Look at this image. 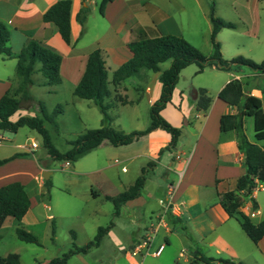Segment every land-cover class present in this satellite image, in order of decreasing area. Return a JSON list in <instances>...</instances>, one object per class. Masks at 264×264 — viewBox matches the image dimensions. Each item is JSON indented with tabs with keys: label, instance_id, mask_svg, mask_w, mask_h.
Returning a JSON list of instances; mask_svg holds the SVG:
<instances>
[{
	"label": "crops",
	"instance_id": "0c3cea01",
	"mask_svg": "<svg viewBox=\"0 0 264 264\" xmlns=\"http://www.w3.org/2000/svg\"><path fill=\"white\" fill-rule=\"evenodd\" d=\"M57 1L59 0H0V21L11 32L9 45L14 53L11 58L4 59L2 56L0 58L3 61H14L16 72L17 56L30 40L35 39L61 54L60 84L69 81L75 90L83 77L90 53L100 49L108 70L109 98L113 97L117 104L136 106L146 96L150 114L152 103L161 93V87L156 91V83L160 82V73L151 74L153 71L143 70L140 76H132L142 82V84L138 81L133 83L139 86L134 89L140 91L132 99L123 94L128 90L126 81L128 79L131 81L132 77L127 78L118 86L111 82L114 71L133 56L129 48L130 42L138 39L144 31L163 35L173 34L184 37L200 48L206 56H210L213 52L210 42L212 2L214 10L217 8L213 0H87L86 2L72 0L70 44L62 39L53 22L44 21L45 12ZM86 4L90 6L91 11L84 24L85 31L82 33L83 25L78 21V14ZM222 8L224 15L220 17L236 24L235 28H223L218 33L217 38L222 46L223 57L232 59L237 54H242L261 62L264 58V44L260 40L259 32L264 26V0H228ZM199 23H205V29L201 32L200 43L196 44L190 39L189 34L195 33ZM225 29L239 30L241 33H233V40L227 41L224 37ZM190 67L192 66L189 65L183 69L180 76L187 71V78L191 80L194 89L192 95L188 96L184 87L178 88V81L171 101L161 111V115L166 120L182 129L181 137L175 147L167 148L172 136L167 131L158 128L128 145L113 146L108 141H104L96 148L103 149L102 153L93 157L86 171H83L79 165L69 168L72 162L63 161V168H68L66 179L70 183H77V179H81L83 175L87 177L91 173L101 174L99 177L96 176L94 179L96 181L87 178L88 184L85 192L90 194V198L96 200L116 196L103 195L96 187V183L100 184L105 179L114 185L112 173L108 171L113 166L111 162L114 157L117 163L123 164L124 176L119 178V193L128 189L141 175L143 168L153 163L140 195L122 205L117 215L114 207L113 214L116 221L113 226L102 238L98 247L83 255H89L106 242L108 248H113L112 253L124 252L133 264H146L149 259H158V263H161L160 259L163 257L168 259L169 264H189L195 258L197 248L202 250L203 245L215 248V253L219 256H208L203 253L214 259L212 264H231L218 260L222 258L223 253L233 259L240 256L238 248L239 241L242 240V233L239 230L241 226L225 211L220 202L219 193L235 189L237 179L246 173L244 152L239 146L235 130L228 132L221 130V117L225 114H235L238 109L220 99L219 93L229 81L238 79L243 83L244 92L247 95L260 97L264 107V73L253 71L247 66L223 70L212 65L207 66L201 72L196 64L193 68ZM33 78L37 82L33 86H48L39 85V82H44L42 74L36 76L35 73ZM0 85H2L0 98L14 87V84L5 81H0ZM200 88H205L211 96V104L206 110L201 109L197 103ZM118 95H121L126 103L120 102ZM14 115L11 120L16 121L21 115H37V113L21 114L17 119L13 118ZM250 120L251 118H245L244 128L248 139L255 142V130L254 139L248 133L247 124ZM150 121L149 116L146 127ZM253 124L255 126V121ZM133 128L123 130L130 132L145 129ZM17 135L18 133H15L13 138H6L0 133V146L7 145L12 148L9 155L0 157V159H8L19 154L15 159L0 166V187L15 181L21 182L28 191L31 206L22 220L8 217L0 229V237L9 232L16 233L18 227L36 233L33 229L36 225L42 223L44 218L51 219L54 216L53 213H48L40 219L39 205L50 209V206L43 200L45 195H49V190L43 189L45 181L40 183L36 180L37 176L32 169L33 160L27 158L29 154L34 156L36 149L31 150L30 145L18 142ZM5 141L7 144H3ZM261 144L264 145V142ZM45 155V157L49 156L48 153ZM101 155L105 156V161L99 160ZM131 169L133 173L129 175ZM44 172H49L46 167L41 169V173ZM162 172L166 175L164 179L160 176ZM170 188L173 190L172 195H170ZM261 190L264 191L263 183L258 184L257 189L241 207L252 220L255 217L259 218L258 221H254L255 223H259L264 218V202L259 201ZM169 201L179 205L182 209L180 215H174L178 223L170 218L172 213L166 207ZM254 202H256V207ZM160 218L169 224L170 230L160 227L149 244L148 253L143 249L137 255H133V250ZM123 221L138 225V229L129 232L127 226L122 224ZM119 228L120 233L117 232ZM72 231L75 233L71 230V234ZM161 244L166 245L165 249L161 255L155 256L153 252ZM174 244L176 246L171 249ZM257 246L264 253V237L257 243ZM9 253L8 251L0 252L3 256ZM78 255L82 254L78 253L73 256ZM136 256L142 258L141 262L137 261ZM181 258H184L183 263L180 262ZM155 262L149 260L148 263L156 264ZM200 264L207 263L201 261Z\"/></svg>",
	"mask_w": 264,
	"mask_h": 264
},
{
	"label": "trees",
	"instance_id": "16d2710c",
	"mask_svg": "<svg viewBox=\"0 0 264 264\" xmlns=\"http://www.w3.org/2000/svg\"><path fill=\"white\" fill-rule=\"evenodd\" d=\"M87 1V0H83ZM71 5L72 0H59L52 5L44 14L45 22H53L62 37L67 43H71ZM91 8L84 5L78 14V21L83 25L89 16ZM210 20L212 31L210 42L213 52L206 56L200 49L192 45L184 37L173 34L148 33L144 31L140 37L129 43L133 56L114 71L112 83L120 85L127 78L140 76L143 70L160 73L161 93L150 107V124L143 130L130 132L117 129L112 126L113 117L109 110L111 104L106 102L110 96L108 70L102 50L96 49L90 53L86 69L82 79L76 86L74 94L82 99L93 100L102 113V125L99 128L89 129L84 134L71 141V148L67 151H60L52 142L46 122H53L57 110L48 114L44 104L40 103L41 114L21 115L16 121L11 117L20 107V99L33 100L30 92L31 86L37 82L33 78L36 72L44 77V82L39 85L54 86L61 83L62 56L42 42L32 39L17 56V75L20 79L18 87L12 91L8 90L0 98V130L17 133L22 127H29L36 130L43 137V146L53 160L75 162L92 150L99 147L104 141L113 146L128 145L140 137L152 132L155 129H163L171 134L172 139L168 149L176 146L182 134V129L173 126L162 115L161 111L172 99L174 89L180 79L183 69L189 65L196 64L199 72L207 66L215 65L219 69L231 70L234 67L247 66L253 71L264 73V60L261 62L244 57L236 56L232 59H225L222 54V46L217 36L223 28H235L236 24L215 15L214 5H211ZM11 32L8 27L0 21V56L4 59L14 56L9 42ZM170 62V66L162 69L161 65ZM120 102L126 103L125 99L118 95ZM219 98L226 103L236 106L238 112L225 114L221 117V130L228 132L235 130L239 139V146L244 152V164L246 173L237 179L236 188L219 193L220 202L230 217L235 218L248 237L258 243L264 237V218L255 223L241 207L246 199L251 197L259 183L264 184V107L260 97L247 95L243 89V83L238 79L229 81L220 91ZM198 106L206 110L211 104V96L205 88L199 89ZM246 117H253L255 121L256 141L251 142L244 128ZM19 154L8 158L0 159V166L15 159ZM153 163L143 168L141 175L125 191L116 196H108L115 207V214L118 209L127 201L137 198L145 186L147 174ZM47 189L51 187L50 179L45 180ZM31 206V199L25 185L19 181L11 182L0 187V229L8 217L22 220L28 213ZM256 207V202H254ZM170 218L178 223V219L170 214ZM114 222L106 227H99L98 233L93 240L83 246L75 242V233L72 231L74 241L69 253L61 257H55L42 264H66L69 256L75 254H87L101 244L102 238L108 233ZM17 237L24 242L42 245L39 237L23 227L16 229ZM214 259L203 254L197 248L195 258L189 264H200L201 261L212 264ZM224 263H233L228 259H220ZM0 264H23L18 253H9L6 256L0 254Z\"/></svg>",
	"mask_w": 264,
	"mask_h": 264
},
{
	"label": "rangeland",
	"instance_id": "374dc122",
	"mask_svg": "<svg viewBox=\"0 0 264 264\" xmlns=\"http://www.w3.org/2000/svg\"><path fill=\"white\" fill-rule=\"evenodd\" d=\"M213 1L217 5L215 15L218 17L224 15L222 6L225 2H228V0ZM212 4L214 3L212 2ZM204 29L205 23H199L195 33L189 34L191 35L190 39L194 41V43L199 44L201 32ZM233 33L240 34L241 31H235L232 29L224 30V37L227 41L233 40ZM259 37L264 44V26H262V29L259 32ZM240 55L242 54H237L236 56ZM262 60H264V58ZM169 63V61L165 62L161 65V67H168ZM191 66L192 67L190 68H193L195 64H192ZM186 72L187 71H184L182 76H180L178 88L184 87L188 96H190L192 95L194 89L191 80L187 78ZM151 74H154V72H151ZM36 76H41V73L36 72ZM0 81H5L7 83L11 82L14 84L12 91L18 87L20 79L17 75L16 63H14V61H3L0 58ZM137 81L142 84L141 81L134 78L131 79V81L129 79L126 81L128 90L123 94H126L129 99L135 98L140 91L134 89L135 87L139 88V86H135L136 84H133ZM156 84L157 91V89L161 87V83L157 82ZM1 88L2 85H0V93ZM73 89L74 87L69 81H64L63 84L55 86H33L31 87V94L34 95L33 100L24 99L19 96L20 107L13 118L17 119L21 114H35V112L40 115V103L44 104L48 114H52L55 110H57L53 122H46V127L49 130L53 144L60 151H67L72 146L71 141L84 134L87 130L99 128L102 125V113L94 101L77 97L74 94ZM106 102L112 105L109 112L113 117V127L120 130L134 129L133 127L143 129L148 124L146 121L149 119L150 114L147 107L146 96H144L141 103L136 106H125L120 103L117 104L113 97H108ZM247 118H251V120L248 121L247 127L250 137L254 139V120L253 117ZM0 133L6 138H13L15 135V133H11L9 131H2ZM17 133L18 142L24 143L27 146L31 145L33 141H37L39 143V147L34 152V156L29 154L27 157L33 160V162H29L33 163L32 169L35 171L37 176L36 180L40 183H44L45 181V178L41 173L42 167H46L48 171L52 172L50 175V182L52 186L49 188V195H45L43 198V200L46 201V204L50 206V209L42 208V206L39 205L38 213L40 214V219H43L48 213H53L54 216L51 219H48V217L44 218L42 223L33 228L36 232L33 233L39 237L42 245L21 241L15 232H9L3 237H0V252L8 251L10 253H20L21 262L23 264H42L52 258L61 257L63 254L69 253L72 248V242L74 241L70 232L71 230H74L76 233V244L78 246H83L90 240L94 239L98 233V227H106L112 222H115L116 218L113 214L114 205L111 201L105 199L104 197L98 200L92 199L90 198V194L85 192L88 184L87 178L89 177L94 180L96 176L99 177L101 175L100 173H91L87 177H85L86 175H83L81 179H77V183H70L66 179V172L68 168H63L64 162L53 160L50 156L45 157L47 150L43 146V137L41 134L29 127H22ZM3 144H7L6 141ZM11 150L12 148L7 147V145L0 146V157H6L5 155H9ZM102 150L103 149H95L89 152L87 155L79 158L74 163L72 162L69 168H72L74 165H79L83 171H86L88 169V164L93 157L97 154H101ZM115 158L116 157H114L111 162L113 166L108 169V171L112 173L111 176L113 178L114 185L106 179L100 184L96 183L97 189H99L103 195L119 194L118 182L119 178L124 176L122 173L123 164L117 163ZM100 159L105 161V156L101 155L99 160ZM132 173L133 171L131 169V173L129 175ZM160 176L163 179L166 177L164 172L160 173ZM43 189L45 191L48 190L46 185L43 186ZM50 190H52V192ZM51 195L52 198H50ZM259 196V201H262L263 203L264 191H259ZM258 219V217H255L253 218V221L256 222ZM122 224L127 226V230L129 232L131 230L138 229V225H131V223H124V221ZM239 228H241L239 230L242 233V240L239 241L240 243L238 248L240 256L233 259L228 256V254L223 253V256H221L222 258L220 259H230L233 262L232 264H264V253L258 248L257 244H255L248 237L242 227ZM117 232L120 233V228L117 229ZM123 236L125 235L123 234ZM175 246L176 244L172 245L171 249ZM202 247L201 251L206 255L219 257L215 253V248L207 247L206 245H203ZM111 250H113V248H108L105 242L101 248L92 251L89 255L82 254L78 256H69L66 264H133L124 252L117 251V253L114 254ZM135 258L138 262H141L142 260L140 256H136ZM164 258L165 257L160 259L161 263H158V259L149 260H152L153 263L158 260L155 262L156 264H169L168 259ZM149 260H147L146 264H149ZM183 260L184 258H181L180 262L183 263Z\"/></svg>",
	"mask_w": 264,
	"mask_h": 264
},
{
	"label": "built area",
	"instance_id": "2783aa9c",
	"mask_svg": "<svg viewBox=\"0 0 264 264\" xmlns=\"http://www.w3.org/2000/svg\"><path fill=\"white\" fill-rule=\"evenodd\" d=\"M39 147V143L37 141H33L30 145L31 150H35ZM125 170V169H124ZM170 195H172V188H170ZM167 210L170 211L173 215H180L182 213V209L179 205L173 204L171 201L166 205ZM160 227H164L166 230H170L169 224L164 221L163 218H160L159 221L155 224H153L149 230V232L145 235L144 239L137 245V247L133 250L132 254L137 255L140 253L143 249L146 250V253H148L149 250V244L156 236L157 232L159 231ZM165 244H161L156 250H154L153 254L155 256L161 255L163 250L165 249Z\"/></svg>",
	"mask_w": 264,
	"mask_h": 264
},
{
	"label": "water",
	"instance_id": "95a60500",
	"mask_svg": "<svg viewBox=\"0 0 264 264\" xmlns=\"http://www.w3.org/2000/svg\"><path fill=\"white\" fill-rule=\"evenodd\" d=\"M50 174H51L50 171H49V172H44V173H43V176H44V178L47 180V179H49Z\"/></svg>",
	"mask_w": 264,
	"mask_h": 264
}]
</instances>
